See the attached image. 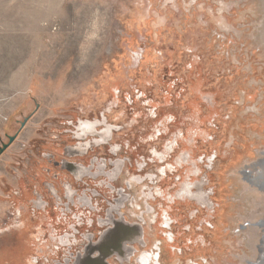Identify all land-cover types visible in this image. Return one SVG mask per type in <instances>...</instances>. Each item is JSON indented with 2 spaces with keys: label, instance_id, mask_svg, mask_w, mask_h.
Returning a JSON list of instances; mask_svg holds the SVG:
<instances>
[{
  "label": "rangeland",
  "instance_id": "obj_1",
  "mask_svg": "<svg viewBox=\"0 0 264 264\" xmlns=\"http://www.w3.org/2000/svg\"><path fill=\"white\" fill-rule=\"evenodd\" d=\"M69 120L196 136L189 148L216 154L213 228L162 264H264V0H0V144L16 134L0 155L1 230L29 141Z\"/></svg>",
  "mask_w": 264,
  "mask_h": 264
},
{
  "label": "flooded vegetation",
  "instance_id": "obj_2",
  "mask_svg": "<svg viewBox=\"0 0 264 264\" xmlns=\"http://www.w3.org/2000/svg\"><path fill=\"white\" fill-rule=\"evenodd\" d=\"M113 129L99 120H69L57 134L29 141L9 188L0 264H162L165 255L190 250L192 228L206 244L202 231L213 228L218 206L208 185L215 152L189 148L200 143L196 136L114 135ZM177 201L193 207L181 220ZM124 225H141V236L128 244L114 232ZM201 258L209 262L198 256L172 264Z\"/></svg>",
  "mask_w": 264,
  "mask_h": 264
},
{
  "label": "water",
  "instance_id": "obj_3",
  "mask_svg": "<svg viewBox=\"0 0 264 264\" xmlns=\"http://www.w3.org/2000/svg\"><path fill=\"white\" fill-rule=\"evenodd\" d=\"M26 120H27V118H24L23 121L20 123V125L22 126ZM15 137H16L15 135H7V142L0 144V154L15 140ZM114 232L119 234L120 236L124 237V241L127 240L128 244H131L134 241H133V239H129V238L130 237L136 238L137 236H141L142 228H141V225H139V226L138 225H136V226L124 225L122 228H115ZM112 236H113L112 233H108L106 236H104L101 239L100 243L103 242V245H105V243L109 244L110 243L109 241L111 240ZM114 239H116V236L114 237ZM114 239H113V241H114ZM123 243L124 242H120L119 245L117 244L116 245L117 248H118V246L121 247Z\"/></svg>",
  "mask_w": 264,
  "mask_h": 264
},
{
  "label": "built area",
  "instance_id": "obj_4",
  "mask_svg": "<svg viewBox=\"0 0 264 264\" xmlns=\"http://www.w3.org/2000/svg\"><path fill=\"white\" fill-rule=\"evenodd\" d=\"M249 225V222H244L239 224L235 229H234V233L238 234L240 233L243 229H245L247 226ZM188 264H209L208 260H206L205 258H201L200 261L199 260H193V261H189Z\"/></svg>",
  "mask_w": 264,
  "mask_h": 264
},
{
  "label": "crops",
  "instance_id": "obj_5",
  "mask_svg": "<svg viewBox=\"0 0 264 264\" xmlns=\"http://www.w3.org/2000/svg\"><path fill=\"white\" fill-rule=\"evenodd\" d=\"M205 244H201V246H204Z\"/></svg>",
  "mask_w": 264,
  "mask_h": 264
},
{
  "label": "bare ground",
  "instance_id": "obj_6",
  "mask_svg": "<svg viewBox=\"0 0 264 264\" xmlns=\"http://www.w3.org/2000/svg\"><path fill=\"white\" fill-rule=\"evenodd\" d=\"M263 255H264V252H263Z\"/></svg>",
  "mask_w": 264,
  "mask_h": 264
}]
</instances>
